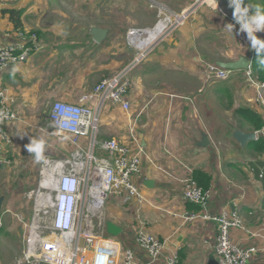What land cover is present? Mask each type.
<instances>
[{"label":"crops","instance_id":"0c3cea01","mask_svg":"<svg viewBox=\"0 0 264 264\" xmlns=\"http://www.w3.org/2000/svg\"><path fill=\"white\" fill-rule=\"evenodd\" d=\"M150 1L165 5L172 13L185 11L187 18L157 40L146 57L132 69L127 96L130 108L122 110L109 103L103 110L100 140L116 139L131 147L140 144L145 150L140 172L132 177L143 200L137 202L130 198L124 202L120 197L109 195L105 202V205L109 204L107 212L105 205L101 211L108 214L104 220L121 227L115 240L121 251L132 249L141 264L148 262V256L135 243L138 227H145L163 242L161 254L153 264H166V257L173 252L177 253L180 264H205L214 257L217 224L199 217L185 219V214L200 209L189 210L187 204H194L184 201L181 196L182 185L176 177L184 174L183 162L192 170L199 169L210 176L207 189L211 191V197L205 211L213 215L224 209H236L247 231L232 229L231 238L243 246L256 247L249 264H264V230L261 229L264 178L261 181L253 179L246 167L250 157H259L264 162V152L257 154L242 147L232 136L233 131L239 129L233 116L235 108L257 110L262 124L264 108L255 101L256 91L247 84L242 70L233 71L226 80L208 79L200 64L201 59L214 63L235 61L239 57H248L251 52L245 35H235L239 25L234 33L223 29L234 23L228 0H216V5L197 0H116L114 5L111 0H103L102 11L107 22L110 24L113 16L117 19L113 27L103 26L107 35L101 43H96L91 34L90 38H79L75 26L61 23L60 0H0V46L16 38V27L10 14L5 12L8 9L20 12V27L35 31L42 44V48L26 61L0 72V87L7 88L13 95L18 115L17 121L6 125L13 141L7 155L15 160L16 157L30 159L34 155H28L25 147L31 134H25L21 141L18 133L26 121L31 127L38 126L36 114L42 105L49 106L54 100L77 103L79 97L91 92L103 76L110 75L109 70L121 68L132 59L134 50L128 45L113 48L109 43L115 34L125 33L126 41L130 28L151 27L155 23L157 8L151 7ZM258 36L263 38L264 32ZM68 68L72 69L70 73ZM240 74L246 81L240 80ZM244 125L249 128L248 123ZM229 130L244 158L233 151L224 161L219 151L213 150V145L221 143L222 136ZM242 131L249 132L248 129ZM202 133L210 140L206 147L196 145ZM57 146L50 144L49 148L55 150L59 148ZM44 149L51 152V149ZM97 153L101 154L99 150ZM10 170V166H0V174ZM243 174L249 181L243 180ZM146 179L153 181L151 187L144 184ZM10 188L12 185L0 193L3 196L0 213L4 219V228H0V258L5 262L0 264H20L17 258L22 257L23 231L16 230V225L9 226L6 213H15V202L23 201L25 191L13 194L10 199L6 194L11 192ZM21 206L17 205V208ZM123 211L129 212L131 217L124 219Z\"/></svg>","mask_w":264,"mask_h":264},{"label":"built area","instance_id":"2783aa9c","mask_svg":"<svg viewBox=\"0 0 264 264\" xmlns=\"http://www.w3.org/2000/svg\"><path fill=\"white\" fill-rule=\"evenodd\" d=\"M215 1L197 0L207 5H214ZM150 6L157 8L155 23L151 27L130 28L126 33L127 45L134 50V56L128 63L101 78L91 92L79 97L77 103L62 100L49 103L47 120L52 134L67 141L69 155L58 159L47 156L41 165L32 216L23 224L21 258L26 264H141L135 259L132 249L121 251L115 238L106 234L104 218L99 227L100 234L93 233L90 219L101 214L109 195L120 197L124 202L130 198L137 202L143 200L132 180L133 175L140 172L141 160L145 155L143 146L137 144L131 147L116 139L99 141L97 135L107 104L122 110L130 108L127 93L132 69L146 57L157 40L171 33L187 18L185 11L172 13L165 5L155 1H150ZM149 34H153V38L142 43ZM15 35L14 41L0 46V72L26 61L42 48L35 31L17 28ZM254 52L251 50L247 57L248 67L242 71L248 84L256 91L255 101L264 108V81L257 80L251 68ZM200 64L208 79L226 80L233 72L204 59L200 60ZM14 104L13 95L7 88L0 87V166L3 167L15 162L13 157L7 155L13 141L6 128L7 124L18 120ZM62 121H67L70 127L61 128ZM254 133L256 139L264 141V122ZM262 175L261 172L259 176ZM181 196L184 201L200 207L199 212L185 214L186 220L199 217L217 224L214 259L219 264H249L256 247L243 246L230 236L232 229L247 231L238 211L224 209L217 214H208L205 210L211 191L201 187L191 175L183 181ZM3 225L0 215V228ZM261 229L264 230V217L261 218ZM134 240L147 254L146 264L155 263L161 254L163 242L144 227L136 229ZM165 261L166 264H180L174 252Z\"/></svg>","mask_w":264,"mask_h":264},{"label":"rangeland","instance_id":"374dc122","mask_svg":"<svg viewBox=\"0 0 264 264\" xmlns=\"http://www.w3.org/2000/svg\"><path fill=\"white\" fill-rule=\"evenodd\" d=\"M102 1L103 0H60V3H59L60 10L59 11H61L60 13V16L62 18L60 19L61 23L67 24L69 27L75 26L74 29L78 30L77 34L79 35V38H84V39L91 37L90 35L91 26L98 25L103 28L104 25L105 26L111 25L113 27L114 25H116L117 17L116 16L110 17V21H109L110 24L107 22L106 20L107 17L102 11ZM31 2H32V6H34V1H31ZM112 2H114V5L116 4V0H111V3ZM113 12H116V11H113ZM65 33L70 34L72 32L66 31ZM111 35H113V32L111 33ZM124 35L125 33L123 32L120 34L113 35V40L110 41L109 45H112L113 48H121L122 46L124 47L127 46ZM130 54L132 55V50ZM119 68L120 66L117 67L116 69L109 70V74L114 73ZM71 71H72L71 68L67 69V72L70 73ZM130 73H129V80L131 81ZM243 79H245L244 75L240 74V80L243 81ZM128 95H129V91L127 93V96ZM47 111H48V105L45 103L39 108L38 113L36 114L39 118L38 126L31 127L30 125H28L29 123L26 121V123H23L22 127L19 129L18 135L20 136L21 141H22L25 134L28 135L30 133L32 136V139H40L42 137L45 140L46 143H45L44 148L51 149L49 148L50 144H53V145L57 144L58 145L57 147L59 148H55V150L51 149V152L46 151V149H44L43 159L41 160H37L35 158V155L32 156L31 153H28V155L32 156L30 159L26 157L22 159L16 157V160L13 163V165L10 166L11 170L4 172V174H0V186H1L0 193L4 192L7 189V187H10V185H12L13 187V188H10L11 192L14 191V193L6 192L7 196L10 199L13 198V194L15 195L17 192L25 191V193L22 194L23 201L20 202L19 204H17L18 202H15V208L13 209L16 215L15 213H13L12 215L11 212L6 213L9 215L8 216L10 220L9 226L16 225L15 229L16 230L19 229L21 230V232L23 231L22 230L23 224L27 223L30 220V217L32 216L34 192L38 186V182L40 179V168L43 163V160L47 156L53 157L54 159L55 158L58 159V158L67 157L69 155L67 141L64 138L57 139L52 134V127L47 120ZM100 125H101V121L99 122L98 130H100ZM230 132L231 130H229L228 133L225 134V136H222L221 143H216L215 145H213V150L219 151L220 158L222 160L225 159L224 161H227V158L225 157L228 156L230 152H233V151L236 154H238V156L243 157V158L245 157L243 153L239 151L240 148L237 146V143H235L234 140L231 138ZM98 135H99V131H98ZM98 135H97V139L101 141ZM15 137L16 136L13 135V138ZM214 146L217 147V150L215 149ZM65 148H67V150ZM251 155H255V154H251ZM247 159L248 161H247L246 167L249 173L252 174L253 176L252 178L258 179L261 181L264 178V162L262 160H259V157H256V158L250 157ZM182 167L184 169L183 176L176 177L177 178L176 181H178L181 185H183V181L189 177V174L192 170L191 166L183 162H182ZM260 172H263V176L257 177V175H259ZM242 176H243L242 178L244 181L245 180L249 181V177L246 174H243ZM17 205H22V206L20 208H17ZM108 206L109 204L107 202L104 208L105 212H107ZM105 212L101 214H96L92 217V219H90L91 225L93 227L92 231L94 234H100L99 227L102 224V220H103L102 218L107 217L108 215ZM124 214H125L124 219H126V217L127 218L131 217V214L129 212H126V213L124 212ZM0 215L2 216L1 213ZM126 215H130V216H126ZM3 223H4V219H3ZM3 228L1 229V231L3 230ZM144 229L146 230L145 227ZM238 230L244 232L241 229H238ZM22 243H23V234H22L21 248H23L24 246V244ZM18 260H20L19 262L20 264H26L21 257L19 259L17 258V261ZM0 263H5L4 261H2V258H0ZM32 264H41V263L33 262Z\"/></svg>","mask_w":264,"mask_h":264},{"label":"clouds","instance_id":"9594fccd","mask_svg":"<svg viewBox=\"0 0 264 264\" xmlns=\"http://www.w3.org/2000/svg\"><path fill=\"white\" fill-rule=\"evenodd\" d=\"M228 6L232 9L234 23L227 24L223 29L234 33L236 25H239L235 35L244 34L251 50L258 57H264V38L258 33L264 32V4H251L248 0H228ZM61 128L70 127L67 121L60 122ZM45 140L30 138L25 146L28 153L34 154L37 160L43 159Z\"/></svg>","mask_w":264,"mask_h":264},{"label":"trees","instance_id":"16d2710c","mask_svg":"<svg viewBox=\"0 0 264 264\" xmlns=\"http://www.w3.org/2000/svg\"><path fill=\"white\" fill-rule=\"evenodd\" d=\"M248 3L251 4H264V0H248ZM10 14V19L14 23V26L19 29L21 22L19 20L20 12L16 10L5 11ZM252 71L254 76L259 81H264V57H258L254 52L252 55V64H251ZM233 116L237 119V128L243 130L248 129L249 132L258 130L261 127L262 119L257 110L251 109L249 107H238L233 110ZM248 123L249 128L246 127L244 124ZM245 148L253 150L257 154H262L264 152V141L262 139H256L255 141H249ZM191 177L204 189H207L210 182V176L206 173L202 172L199 169L191 170ZM264 206V199L262 202ZM187 208L189 210H198L200 207L187 204Z\"/></svg>","mask_w":264,"mask_h":264},{"label":"water","instance_id":"95a60500","mask_svg":"<svg viewBox=\"0 0 264 264\" xmlns=\"http://www.w3.org/2000/svg\"><path fill=\"white\" fill-rule=\"evenodd\" d=\"M90 34L92 35V39L96 43H101L107 35V29L101 28L98 26H93L90 29ZM248 58L247 57H239L235 61H228V62H217L216 64L224 69L228 70H244L248 67ZM233 138L239 143L240 146L244 147L249 141H255V133L254 131L251 132H245L239 129H236L232 133ZM210 140L208 138V135L206 133H202L200 140L196 143L198 147H206L209 145ZM144 184L147 187H151L153 185V181L150 179H146ZM3 196H0V208L2 206ZM121 227H119L117 224L107 220L105 221V232L107 235L111 237H117L118 234L121 232ZM205 264H219L214 257H211L207 260Z\"/></svg>","mask_w":264,"mask_h":264},{"label":"bare ground","instance_id":"6f19581e","mask_svg":"<svg viewBox=\"0 0 264 264\" xmlns=\"http://www.w3.org/2000/svg\"><path fill=\"white\" fill-rule=\"evenodd\" d=\"M213 4L216 5L215 2H213ZM152 38H153V34H149L148 36H146V38L143 39L142 43H146V42L150 41ZM116 248H117V252H118L119 245H117ZM116 257H117V255H116Z\"/></svg>","mask_w":264,"mask_h":264}]
</instances>
